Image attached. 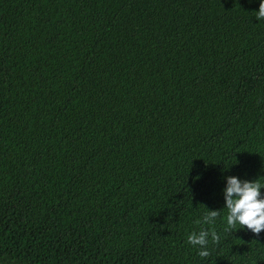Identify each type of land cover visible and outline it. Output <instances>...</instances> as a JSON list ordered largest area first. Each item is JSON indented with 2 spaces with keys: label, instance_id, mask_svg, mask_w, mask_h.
Masks as SVG:
<instances>
[{
  "label": "trees",
  "instance_id": "obj_1",
  "mask_svg": "<svg viewBox=\"0 0 264 264\" xmlns=\"http://www.w3.org/2000/svg\"><path fill=\"white\" fill-rule=\"evenodd\" d=\"M258 7L0 0V264H264L222 195L264 184Z\"/></svg>",
  "mask_w": 264,
  "mask_h": 264
},
{
  "label": "clouds",
  "instance_id": "obj_2",
  "mask_svg": "<svg viewBox=\"0 0 264 264\" xmlns=\"http://www.w3.org/2000/svg\"><path fill=\"white\" fill-rule=\"evenodd\" d=\"M256 19L264 20V0H259ZM264 184L257 180L249 181L234 175L224 177L222 195L224 207L227 209L224 231L228 232L237 225L239 229L250 231L253 235L259 236L264 231V194L261 189ZM220 214V210H209L201 217L203 225H214ZM219 234L212 228H201L188 234L187 242L196 247L197 254L201 258L209 255V240L218 242Z\"/></svg>",
  "mask_w": 264,
  "mask_h": 264
}]
</instances>
